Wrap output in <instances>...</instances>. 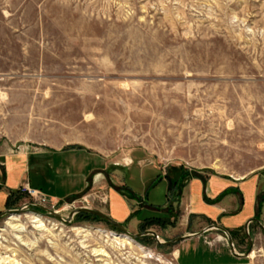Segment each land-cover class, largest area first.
Listing matches in <instances>:
<instances>
[{
	"label": "rangeland",
	"instance_id": "rangeland-1",
	"mask_svg": "<svg viewBox=\"0 0 264 264\" xmlns=\"http://www.w3.org/2000/svg\"><path fill=\"white\" fill-rule=\"evenodd\" d=\"M66 134L67 146L106 153L128 188L146 195L155 211L140 218L162 217L168 203L152 166L181 180L264 172V0H0V144L15 150L39 145L26 135ZM92 190L44 207L63 219L79 206L101 211ZM30 202L0 218V264H177V243H125L99 217L76 213L65 224ZM175 202L170 218L122 225L171 240ZM248 232L253 254L237 264H264V231ZM232 238L236 252L247 250L243 230Z\"/></svg>",
	"mask_w": 264,
	"mask_h": 264
},
{
	"label": "crops",
	"instance_id": "crops-1",
	"mask_svg": "<svg viewBox=\"0 0 264 264\" xmlns=\"http://www.w3.org/2000/svg\"><path fill=\"white\" fill-rule=\"evenodd\" d=\"M28 137L22 140L38 143L37 152L20 153L0 144V212L24 197L19 188L28 182L54 202L74 200L83 196L89 187L96 189L92 192L101 199L100 210L134 229L152 218H170L173 200L180 209L179 223L172 230L178 236L197 233L210 224L222 226L236 236L242 230L245 233L244 226L252 218L264 225V172L244 176L194 173L181 180L179 174L171 178L166 166H152L162 171L168 203L159 210L162 217L140 218L138 215L143 209L155 211V208L145 204L146 195L143 198L128 188L122 168L116 167L106 153L83 146H67L74 143L68 134L58 142L47 137ZM144 159L142 156L138 161ZM137 163L144 166L142 162ZM161 176L156 180H161ZM174 215L177 216V211ZM258 226L254 221L248 223L249 230L260 228ZM211 231L178 241L174 246L176 263L237 264L244 259L231 255L228 244Z\"/></svg>",
	"mask_w": 264,
	"mask_h": 264
},
{
	"label": "water",
	"instance_id": "water-1",
	"mask_svg": "<svg viewBox=\"0 0 264 264\" xmlns=\"http://www.w3.org/2000/svg\"><path fill=\"white\" fill-rule=\"evenodd\" d=\"M31 205L34 206L35 208H39L44 213H46V214H48V215H50V216H52L54 218L59 219L61 222L65 223V224H68L71 221L72 217L76 213L92 214V215L97 216V217L101 218L102 220L106 221L107 223H109L110 225L115 227L118 231L122 232L123 234H125L126 236H128L129 238H131L133 240H136L139 237H142V236H145V235H152L154 237V239L156 240V242L158 244H162V245L163 244H165V245L175 244V243H177L178 241H180V240H182L184 238L191 237V236L202 235L203 232H205V231H207L209 229H217L218 231H220L221 233H223L225 235L226 240H227V244H228L230 252H231V255H233V256H235L237 258H245V256L249 257V254L252 252L253 243H252L251 236H250V234L248 232V223L251 222V221H254V222L257 223V225H259L258 227H260V229L262 231H264V225L262 224V222L260 220H258L256 218H252V219L248 220L246 222L245 226H244L245 235H246L247 240H248V248L243 253H238V252H236L235 247H234V243L232 242L233 238H232L231 234L224 227L219 226L217 224H210L206 228H203V230H201V231H199L197 233H194V234L179 235V236L174 237L171 240H166V241L162 242V240L159 239L157 233L154 230L146 229V230H143V231L138 232V233H131L121 223H119L116 220L112 219L107 214H105V213H103V212H101L99 210L89 208V207H80L79 206L78 208H75L74 210H72L70 212V214L67 217V219H63L57 212H55L53 210H50L49 208H46V207L38 205V204H31ZM20 211H21L20 209H6V210L0 212V218L2 216L10 215V214H13V213H18ZM36 212H38V211H36ZM39 213H41V212H39Z\"/></svg>",
	"mask_w": 264,
	"mask_h": 264
},
{
	"label": "built area",
	"instance_id": "built-area-1",
	"mask_svg": "<svg viewBox=\"0 0 264 264\" xmlns=\"http://www.w3.org/2000/svg\"><path fill=\"white\" fill-rule=\"evenodd\" d=\"M38 150L39 146H33L31 144L19 145L15 148V151L20 153L37 152ZM123 164L128 165L125 163ZM19 191L22 195L27 196L31 200L29 204H38L44 206L47 203H50L51 207H53V205L57 203V201L54 202L50 200L41 190L31 186L28 182L23 183L20 186Z\"/></svg>",
	"mask_w": 264,
	"mask_h": 264
},
{
	"label": "bare ground",
	"instance_id": "bare-ground-1",
	"mask_svg": "<svg viewBox=\"0 0 264 264\" xmlns=\"http://www.w3.org/2000/svg\"><path fill=\"white\" fill-rule=\"evenodd\" d=\"M128 160H130L129 158H128ZM126 161H127V159H126ZM37 213H39V212H37ZM13 214H15V213H13ZM41 214V213H40ZM35 218H34V222H41V220H40V218L41 217H39V216H41V215H33ZM10 219H17V217L14 215V216H11V217H9ZM13 227L14 228H19L20 227V225H18V224H16V225H13ZM37 227H39V225H37ZM123 234V233H122ZM121 234V238H122V240L125 242V243H130V239L131 238H129L128 236H126L125 234L124 235H122ZM133 240V239H132ZM85 246V245H84ZM83 246V247H84ZM250 254H253V253H250ZM96 255L98 256V255H103V256H106V253H105V251H103V250H98V251H96ZM108 255V254H107ZM145 255L146 254H144V255H141V256H144L145 257ZM147 256V255H146ZM101 259V258H100ZM12 262V264H17V261L16 260H12L11 261ZM110 264V263H109Z\"/></svg>",
	"mask_w": 264,
	"mask_h": 264
},
{
	"label": "trees",
	"instance_id": "trees-1",
	"mask_svg": "<svg viewBox=\"0 0 264 264\" xmlns=\"http://www.w3.org/2000/svg\"><path fill=\"white\" fill-rule=\"evenodd\" d=\"M13 205L14 204H11V205H9L8 206V208H10L11 209V207H13ZM36 211H38V212H41V213H44L42 210H40L39 208H36ZM82 214H87V215H92V214H88V213H82ZM93 216V215H92ZM97 217V216H96ZM164 219H161V218H152V219H150V220H148V222L146 223V224H148V223H154V222H158V221H163ZM115 228V227H114ZM231 236H233V234H231Z\"/></svg>",
	"mask_w": 264,
	"mask_h": 264
}]
</instances>
